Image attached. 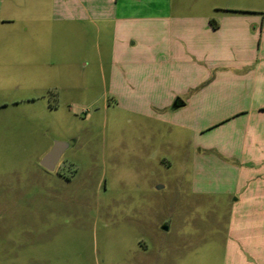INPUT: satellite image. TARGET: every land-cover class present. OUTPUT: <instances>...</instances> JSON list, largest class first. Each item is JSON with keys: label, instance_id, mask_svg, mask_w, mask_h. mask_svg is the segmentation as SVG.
<instances>
[{"label": "rangeland", "instance_id": "obj_1", "mask_svg": "<svg viewBox=\"0 0 264 264\" xmlns=\"http://www.w3.org/2000/svg\"><path fill=\"white\" fill-rule=\"evenodd\" d=\"M69 1L18 0L0 23V264H223L220 192L254 174L204 148L264 91H220L237 75L204 59L201 16L264 0ZM56 141L69 147L50 172Z\"/></svg>", "mask_w": 264, "mask_h": 264}, {"label": "crops", "instance_id": "obj_2", "mask_svg": "<svg viewBox=\"0 0 264 264\" xmlns=\"http://www.w3.org/2000/svg\"><path fill=\"white\" fill-rule=\"evenodd\" d=\"M6 2L7 0H0V23L9 21L4 16L5 7H20L18 0H10V4ZM50 7H60L61 10L64 7L65 10V7L72 5L69 0H50ZM170 8L174 12L181 9L186 13L196 10V7ZM203 9L206 14L201 17L205 21L206 33L208 36L213 35L212 40H215L205 42L204 59L216 62L222 65V70L226 67L229 72L233 71L237 75L236 78L221 76L218 84L220 91L226 92L228 88L237 86L242 89L252 86L253 91L256 89L264 91V8L215 5ZM191 19H180L185 21H172L170 24L176 28L175 30L193 27L195 23ZM216 41L219 42V46ZM231 61L236 63L233 64ZM169 73L173 76L175 71L170 70ZM228 81L235 83L231 84ZM187 82L189 87L195 88L196 84L193 81ZM186 105L180 98L176 99L170 109L166 107L165 113L171 111L174 114ZM223 123L234 126L236 132L230 137H223L226 142L222 147L207 146L204 151L216 153L228 160L230 165H236L240 173L249 172L254 176L245 179L242 186L237 187L235 191L220 192L228 197L231 206L223 236L222 262L264 264V102L229 114ZM204 194L213 196L218 193Z\"/></svg>", "mask_w": 264, "mask_h": 264}, {"label": "water", "instance_id": "obj_3", "mask_svg": "<svg viewBox=\"0 0 264 264\" xmlns=\"http://www.w3.org/2000/svg\"><path fill=\"white\" fill-rule=\"evenodd\" d=\"M68 147L69 143L56 141L53 147L43 156L40 165L47 171L54 172Z\"/></svg>", "mask_w": 264, "mask_h": 264}]
</instances>
